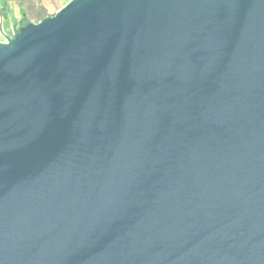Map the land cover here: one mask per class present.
<instances>
[{"label": "water", "instance_id": "95a60500", "mask_svg": "<svg viewBox=\"0 0 264 264\" xmlns=\"http://www.w3.org/2000/svg\"><path fill=\"white\" fill-rule=\"evenodd\" d=\"M0 41V264H264V0H70Z\"/></svg>", "mask_w": 264, "mask_h": 264}, {"label": "crops", "instance_id": "0c3cea01", "mask_svg": "<svg viewBox=\"0 0 264 264\" xmlns=\"http://www.w3.org/2000/svg\"><path fill=\"white\" fill-rule=\"evenodd\" d=\"M70 0H0V41L12 37L26 22L52 16Z\"/></svg>", "mask_w": 264, "mask_h": 264}]
</instances>
